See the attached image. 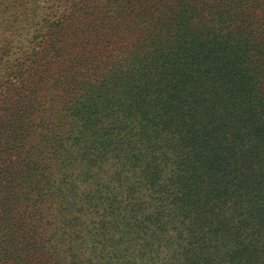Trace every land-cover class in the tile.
I'll list each match as a JSON object with an SVG mask.
<instances>
[{"label":"trees","instance_id":"16d2710c","mask_svg":"<svg viewBox=\"0 0 264 264\" xmlns=\"http://www.w3.org/2000/svg\"><path fill=\"white\" fill-rule=\"evenodd\" d=\"M120 5L17 74L35 90L115 86L101 119L100 96L83 112L71 96L39 131L54 148L53 191H37L63 240L53 264H264V0ZM15 201L19 220L31 200Z\"/></svg>","mask_w":264,"mask_h":264},{"label":"rangeland","instance_id":"374dc122","mask_svg":"<svg viewBox=\"0 0 264 264\" xmlns=\"http://www.w3.org/2000/svg\"><path fill=\"white\" fill-rule=\"evenodd\" d=\"M120 6V0H0V229L4 227L6 233L0 234V243L6 238V243L0 244V264H53L51 253L63 244L59 225L48 216L54 213L51 199H37L40 183L47 181L45 192L53 191L50 182L54 181V172L47 170L51 167L46 163L51 162L54 148L51 137L39 134L50 119L59 118L50 115L59 109L70 113L71 96L81 100L82 112L100 96L92 105L98 103L101 119L107 108L116 107L117 101L111 84L85 86L71 94L63 89L50 91L48 84L39 90L32 85L22 87L24 78L17 74L40 61L48 44H69L73 31L82 32L91 25L86 18L88 12L101 17L104 12H119ZM60 33L59 42H55ZM50 74V79L54 78L56 71ZM108 81L119 85V78L110 77ZM60 120L65 123V119ZM9 159L13 160L10 167ZM15 178L28 183H13ZM78 187L88 194L89 186ZM17 193L31 200L26 204L28 215H20L19 220L17 215L23 210L22 204L15 201ZM10 200L13 205L8 208ZM24 237L32 243L28 251L23 247ZM89 251L83 246L79 256ZM68 259L59 256L55 261Z\"/></svg>","mask_w":264,"mask_h":264}]
</instances>
